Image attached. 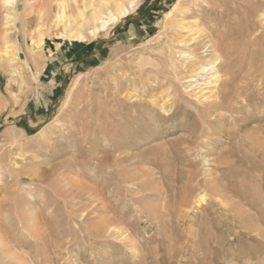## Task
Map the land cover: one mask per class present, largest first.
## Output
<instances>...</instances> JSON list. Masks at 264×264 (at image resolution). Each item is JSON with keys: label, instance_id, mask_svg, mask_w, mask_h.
I'll return each mask as SVG.
<instances>
[{"label": "rangeland", "instance_id": "374dc122", "mask_svg": "<svg viewBox=\"0 0 264 264\" xmlns=\"http://www.w3.org/2000/svg\"><path fill=\"white\" fill-rule=\"evenodd\" d=\"M64 1L0 0V264H264V0L200 5L236 23L251 2L256 25L247 108L210 136L190 129L201 101L168 48L185 35L171 24L208 28L193 0H134L107 36L38 46V18Z\"/></svg>", "mask_w": 264, "mask_h": 264}, {"label": "bare ground", "instance_id": "6f19581e", "mask_svg": "<svg viewBox=\"0 0 264 264\" xmlns=\"http://www.w3.org/2000/svg\"><path fill=\"white\" fill-rule=\"evenodd\" d=\"M69 1L74 4V7L70 6L68 1H64L56 4V10L51 11V7H48V4L40 15L38 18V29L44 28V31H39L40 38L38 42H36L38 46L42 45L43 36L45 34L55 39L64 38L82 43L88 40H96L104 34L107 36L109 31L113 28H109L108 26L117 25L125 19L137 5L134 0L127 2V5L122 4L123 2H120V0ZM2 2L3 5H9L13 8L16 5V0H2ZM193 2L195 6V8H193L195 10L194 12H196L199 17L201 16L206 19L209 24L208 28L205 29L203 27L205 30H201L197 22L191 25L187 22L184 23L185 18H181L182 20L180 23L171 25L173 28L183 31L185 35L179 36L176 33L174 37H172V40H170L168 48L173 50V55H177L178 58L182 60L181 66H185L184 68L187 76H183L184 78L182 80L185 85L188 84L186 89L193 93L190 94L189 97H194L197 103L201 101L198 103L201 109L197 112L196 117L199 123H201L198 125L200 128L190 124V129L194 132L200 129L201 135L209 134L210 136L209 127L211 126H218L217 131L223 129L233 131L235 129L233 126L224 127L223 123L225 121H230L231 123L235 122L233 115L236 112H243V109H238L237 100L240 97H245L243 95L251 84V81L258 79L256 77L258 65H256V61L252 60L250 39L252 34L254 35L252 28L256 26L253 22L254 6L248 1L242 5L237 4L234 10L235 14L241 17V20L233 23L228 21L224 16V10L222 8H218L215 11L216 8H210V6L202 8L200 5L204 2L203 0H193ZM188 3L186 4L188 9L186 8V10H184L185 8L182 7L184 8L182 9V13H184L185 16H188L185 12L190 11ZM192 11L190 12L192 13ZM193 18L195 17H192V20ZM259 18L261 21H264V12L260 13ZM256 19L258 20V18ZM258 30H262V32L260 31V41H264V26L258 27ZM225 37H229V39L223 41ZM4 39V56L9 59L10 62L12 56L14 57V55L9 54L8 48L11 37L5 34ZM199 50L203 54L208 52V57L204 58L208 60L202 61L199 59L197 54V52H200ZM237 58L240 60V65L238 66L234 64ZM1 62L2 61H0V64ZM169 66L176 78V66V71L173 69L172 64ZM181 66L179 68H181ZM241 75L245 76L241 78ZM170 76L172 75H169V77ZM180 76L181 75H179V77ZM237 79L244 85L243 89L236 83ZM76 82H74L71 87L70 93L74 91ZM160 85V83L157 84V87H162L163 89V86ZM162 85H164V83ZM157 95H162V92ZM244 101V107H246L248 99L245 97ZM153 103L164 115L167 113L165 100L163 101V99H161L158 102L153 101ZM171 104L172 106H177L179 103L177 100L173 99ZM166 117H168V115ZM202 199L203 198L200 197V200Z\"/></svg>", "mask_w": 264, "mask_h": 264}, {"label": "crops", "instance_id": "0c3cea01", "mask_svg": "<svg viewBox=\"0 0 264 264\" xmlns=\"http://www.w3.org/2000/svg\"><path fill=\"white\" fill-rule=\"evenodd\" d=\"M69 60H70V58L67 59V61H69ZM61 79H65V72H63ZM55 86H59V84L54 83L53 89L55 88Z\"/></svg>", "mask_w": 264, "mask_h": 264}]
</instances>
